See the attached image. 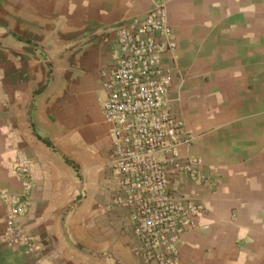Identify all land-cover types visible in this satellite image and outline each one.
<instances>
[{
    "label": "crops",
    "instance_id": "0c3cea01",
    "mask_svg": "<svg viewBox=\"0 0 264 264\" xmlns=\"http://www.w3.org/2000/svg\"><path fill=\"white\" fill-rule=\"evenodd\" d=\"M162 8L167 107L191 137L174 197L202 208L175 264H264V0H0V193L37 249L2 241L0 264H141L130 209L113 203L101 71L120 55L113 24ZM32 165L25 190L17 168Z\"/></svg>",
    "mask_w": 264,
    "mask_h": 264
},
{
    "label": "built area",
    "instance_id": "2783aa9c",
    "mask_svg": "<svg viewBox=\"0 0 264 264\" xmlns=\"http://www.w3.org/2000/svg\"><path fill=\"white\" fill-rule=\"evenodd\" d=\"M110 32L120 55L101 71L102 112L110 124L109 167L116 191L113 203L131 210L133 234L141 264H175L181 233L192 225L200 202H178L172 194L178 175L196 177L199 161L181 156L178 146H190L191 137L170 113L167 102L174 81L163 55L175 50V40L162 8L142 18L122 20ZM17 168L25 190L34 186L32 165L20 160ZM7 205L2 241L6 246L37 247L18 218L24 203L11 192H1Z\"/></svg>",
    "mask_w": 264,
    "mask_h": 264
},
{
    "label": "flooded vegetation",
    "instance_id": "af4514ba",
    "mask_svg": "<svg viewBox=\"0 0 264 264\" xmlns=\"http://www.w3.org/2000/svg\"><path fill=\"white\" fill-rule=\"evenodd\" d=\"M114 186H115V190H116V191L118 190L120 194H123V193H124V190L120 191V189H122V188H118V187L115 185V183H114ZM178 202L181 203V204H187V203L189 202V199H186V198H179V199H178Z\"/></svg>",
    "mask_w": 264,
    "mask_h": 264
},
{
    "label": "rangeland",
    "instance_id": "374dc122",
    "mask_svg": "<svg viewBox=\"0 0 264 264\" xmlns=\"http://www.w3.org/2000/svg\"><path fill=\"white\" fill-rule=\"evenodd\" d=\"M112 185H114V184H112Z\"/></svg>",
    "mask_w": 264,
    "mask_h": 264
}]
</instances>
